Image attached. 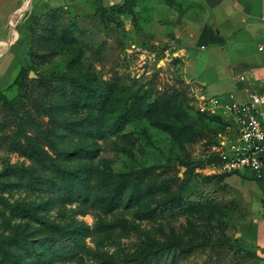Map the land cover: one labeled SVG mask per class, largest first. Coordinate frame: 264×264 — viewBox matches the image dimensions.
Here are the masks:
<instances>
[{"label": "rangeland", "instance_id": "rangeland-1", "mask_svg": "<svg viewBox=\"0 0 264 264\" xmlns=\"http://www.w3.org/2000/svg\"><path fill=\"white\" fill-rule=\"evenodd\" d=\"M1 1L0 90L8 100L0 104V238L23 243L9 248L15 261L149 264L171 244L184 249L221 241L264 254V183L250 170L225 179L222 166L209 163L231 122L200 107L204 98L242 100L264 92V80L252 76L264 63L258 41L210 57L212 45L178 40L172 8L157 0H143L134 16L113 11L112 0H31L26 8L27 0L15 14L24 0ZM51 16L58 28H71L74 43L51 36ZM183 47L187 61L178 55ZM22 68L27 86H10ZM32 79L83 92L68 101L50 98L44 88L32 89ZM86 94L100 101H87ZM134 96L161 106L123 124L121 109ZM52 116L77 132L56 136L59 156L45 147L48 168L41 170L10 145L44 136ZM95 116L102 123L91 131L86 121ZM148 167L156 181L178 182L180 192L203 196V203L171 217L149 215L177 194L169 192L137 203L126 198L107 210L111 187L103 181ZM69 183L80 188L75 200L58 189Z\"/></svg>", "mask_w": 264, "mask_h": 264}, {"label": "trees", "instance_id": "trees-1", "mask_svg": "<svg viewBox=\"0 0 264 264\" xmlns=\"http://www.w3.org/2000/svg\"><path fill=\"white\" fill-rule=\"evenodd\" d=\"M143 0H123L121 3H114L111 8L117 13L129 12L134 16V10L137 5H139ZM50 21V31L51 36H58L60 40L66 43H74L76 37L73 34L70 27L58 28L54 23V18ZM34 55L31 52V58L34 59ZM32 89L42 87L46 91V94L52 98L56 94H60L61 98L64 100H71L72 98H80V92L75 87H70L68 85H58L52 81L37 80L32 79ZM18 85V87L27 86V81L24 76V68H22L15 80L10 86ZM98 95H88L86 94L85 100L95 101L99 100ZM8 100L5 92L0 90V104ZM166 103V101H162ZM161 103V101H160ZM159 101H154L153 103L145 104L143 97L134 96L133 99L126 103L120 112L119 120L123 124H127L134 118L143 116L155 109L159 108L161 104ZM53 110L54 107H49ZM218 118V117H216ZM102 120L95 116L89 118L86 121V127L91 131H98ZM175 132H178V127L174 128ZM76 128H68L64 123L57 120L53 116L50 118V127L46 131L44 136L38 135L33 137H28L24 142L12 143L10 146L13 151L18 152L20 155L27 157L34 163L38 165L41 170H46L48 168V157L49 152L45 149L47 147L56 156L60 155L58 149V143L56 142V136L62 132H77ZM178 133L177 135H181ZM209 163L215 165H221L222 160L218 155H214L209 160ZM26 171H20L19 175L23 176ZM230 174L225 173L224 178ZM30 178H32L29 175ZM39 182L47 183L46 179L36 178ZM79 185V183H77ZM105 186L111 187V194L106 197L105 205L107 210H114L121 207L127 198L128 203H137L144 200L150 195H155L159 193H169L177 192L175 196L170 198L167 202L163 204H158L152 208L148 214L155 218H165L175 215L182 214L186 212L192 205H200L203 203V196H197L194 194L185 195L179 191L178 182L165 181L158 182L154 179V173L151 168H143L139 171L132 173H120L117 179L107 178L102 183ZM58 183L54 186L56 187ZM228 183H225L221 188L225 190ZM59 190L64 192L62 197L72 198L75 200L80 197V188H76L73 184L61 187L58 186ZM58 190V191H59ZM222 190L219 192L221 194ZM213 199H216L213 197ZM25 213H32V210L24 209ZM23 243L18 238H0V261L7 264H22L15 261L10 253L9 248H21ZM205 256V257H204ZM256 252L252 250L244 249L242 246L236 245L230 241L221 242H200L194 244L188 248H179L175 244H171L168 247L160 248L156 255L151 257L149 264H167L166 260L171 259L170 264H254L258 259Z\"/></svg>", "mask_w": 264, "mask_h": 264}, {"label": "crops", "instance_id": "crops-1", "mask_svg": "<svg viewBox=\"0 0 264 264\" xmlns=\"http://www.w3.org/2000/svg\"><path fill=\"white\" fill-rule=\"evenodd\" d=\"M26 1L24 0L23 5L13 11L14 14L22 9ZM0 2L3 3L1 0ZM112 2L115 3V0ZM156 2L161 3L166 11L169 7L172 8L175 23L173 33L178 40L189 43L190 47L196 43L212 45L210 57L217 56L220 51L226 53L229 47L240 49L250 40L258 41V46L264 48V0H157ZM183 52H185L184 47L180 48L178 55L187 61ZM3 55L4 53L0 54ZM252 76L264 80V63L253 68ZM241 95L244 94L241 92ZM257 255L258 261L264 259V254L257 253Z\"/></svg>", "mask_w": 264, "mask_h": 264}, {"label": "built area", "instance_id": "built-area-1", "mask_svg": "<svg viewBox=\"0 0 264 264\" xmlns=\"http://www.w3.org/2000/svg\"><path fill=\"white\" fill-rule=\"evenodd\" d=\"M200 107L212 114H224L231 122V134L224 136L217 148L223 171L234 174L250 170L264 183V92L242 100L234 95L229 99L204 98Z\"/></svg>", "mask_w": 264, "mask_h": 264}, {"label": "bare ground", "instance_id": "bare-ground-1", "mask_svg": "<svg viewBox=\"0 0 264 264\" xmlns=\"http://www.w3.org/2000/svg\"><path fill=\"white\" fill-rule=\"evenodd\" d=\"M30 3H31V0H28L27 3H26V5H27L26 8L29 7Z\"/></svg>", "mask_w": 264, "mask_h": 264}]
</instances>
